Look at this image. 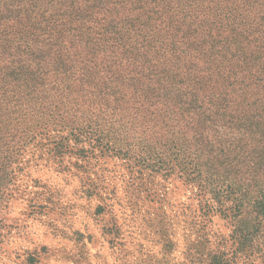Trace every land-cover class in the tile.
I'll return each instance as SVG.
<instances>
[{"label":"trees","instance_id":"obj_1","mask_svg":"<svg viewBox=\"0 0 264 264\" xmlns=\"http://www.w3.org/2000/svg\"><path fill=\"white\" fill-rule=\"evenodd\" d=\"M42 129L126 145L229 222L263 213L264 0H0L7 178Z\"/></svg>","mask_w":264,"mask_h":264},{"label":"rangeland","instance_id":"obj_2","mask_svg":"<svg viewBox=\"0 0 264 264\" xmlns=\"http://www.w3.org/2000/svg\"><path fill=\"white\" fill-rule=\"evenodd\" d=\"M60 133L27 134L11 176L0 166V264H264V212L229 222L126 145ZM240 236L249 245L231 262Z\"/></svg>","mask_w":264,"mask_h":264}]
</instances>
